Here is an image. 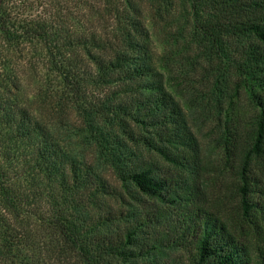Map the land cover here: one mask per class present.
Instances as JSON below:
<instances>
[{
  "label": "trees",
  "instance_id": "16d2710c",
  "mask_svg": "<svg viewBox=\"0 0 264 264\" xmlns=\"http://www.w3.org/2000/svg\"><path fill=\"white\" fill-rule=\"evenodd\" d=\"M0 264H264V0H0Z\"/></svg>",
  "mask_w": 264,
  "mask_h": 264
},
{
  "label": "rangeland",
  "instance_id": "374dc122",
  "mask_svg": "<svg viewBox=\"0 0 264 264\" xmlns=\"http://www.w3.org/2000/svg\"><path fill=\"white\" fill-rule=\"evenodd\" d=\"M39 7L40 6L36 3L35 6L29 9H32L34 13H37L40 10ZM153 35L156 54L158 52L161 53L164 49V44L161 40V31L159 30V28L153 32ZM191 47V50L195 53L197 43H193ZM202 64L203 61L199 64V72L195 73V77L198 81L199 79L201 81L202 78V83L196 84V87L193 91L190 90L192 91L193 96L198 93L197 99L199 100V102L197 107L193 110H189L186 109L185 106H183L184 103L182 101L181 103L183 108L185 109L184 112L187 122L192 128V131L194 132L198 142L196 153H198L201 160H203L205 157H210V159L214 161L218 160L220 162L223 161V158L218 155V137L221 134V129L223 127V122H221L222 119H219L222 112V107H220V105L218 106L219 103L216 104L215 102V94L217 93L213 90V82L215 77L211 73L208 74L205 70H203ZM205 65H207V62L205 63ZM209 68L211 69L212 67ZM207 94H209L208 97L210 96L212 98L208 100ZM145 160L155 163L161 170V172H167V170H169V164L157 154H148L146 155ZM218 170L219 167H212V169L209 171V178H211V184L213 185V188H211L210 191H214L213 193H216L218 190H220L223 193L229 194L231 190H235L236 188L234 184L236 178L234 179V175L231 171L228 174L226 173L225 175H221L220 173L218 174ZM105 175L106 177H108L107 179L109 180V182L120 187V182L112 172V170H107ZM208 195L210 197L211 194L208 192ZM215 195L216 194H213L211 198H213ZM111 200L112 199H110V201ZM139 205L142 207L144 206L145 208H149L150 203L147 200L143 199L140 201Z\"/></svg>",
  "mask_w": 264,
  "mask_h": 264
}]
</instances>
